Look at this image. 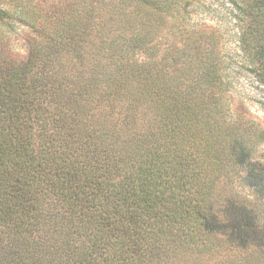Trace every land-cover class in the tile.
I'll use <instances>...</instances> for the list:
<instances>
[{"label": "trees", "instance_id": "1", "mask_svg": "<svg viewBox=\"0 0 264 264\" xmlns=\"http://www.w3.org/2000/svg\"><path fill=\"white\" fill-rule=\"evenodd\" d=\"M231 4L264 84V0ZM39 9L0 8V264H264L260 137L222 106L216 36L180 0Z\"/></svg>", "mask_w": 264, "mask_h": 264}, {"label": "rangeland", "instance_id": "2", "mask_svg": "<svg viewBox=\"0 0 264 264\" xmlns=\"http://www.w3.org/2000/svg\"><path fill=\"white\" fill-rule=\"evenodd\" d=\"M60 2L62 0H0V8L10 14L25 11L35 16L37 7L41 10ZM180 2L183 9L179 20L188 30L216 36L221 61L220 74L225 90L222 106L233 120L246 122L258 131V155L264 156V84L259 81L249 59L240 48V27L231 0ZM29 18L26 16L19 20L16 27L25 28V25H29ZM17 39L13 42V48L17 54L23 55L22 42ZM261 166L264 167V164L261 163Z\"/></svg>", "mask_w": 264, "mask_h": 264}, {"label": "clouds", "instance_id": "3", "mask_svg": "<svg viewBox=\"0 0 264 264\" xmlns=\"http://www.w3.org/2000/svg\"><path fill=\"white\" fill-rule=\"evenodd\" d=\"M252 162H259L264 164V156H257V157H253L252 156ZM238 171V181L240 179L244 180L245 177V173H246V169H242L241 167H239ZM237 181V183H238ZM237 185H226L224 183H220L218 184L217 188H216V197L213 200H210L209 202H211L213 205H215V208L219 209L223 206L222 204V199L224 200V197H226L227 195H225V193L227 192H231L235 190V187ZM222 198V199H221Z\"/></svg>", "mask_w": 264, "mask_h": 264}]
</instances>
